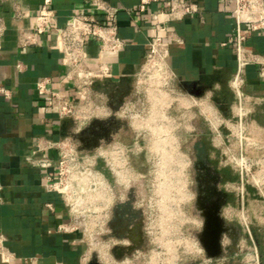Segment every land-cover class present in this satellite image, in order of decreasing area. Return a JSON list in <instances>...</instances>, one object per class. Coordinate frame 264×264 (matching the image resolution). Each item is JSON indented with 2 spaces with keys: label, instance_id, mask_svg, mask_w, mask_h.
Listing matches in <instances>:
<instances>
[{
  "label": "crops",
  "instance_id": "1",
  "mask_svg": "<svg viewBox=\"0 0 264 264\" xmlns=\"http://www.w3.org/2000/svg\"><path fill=\"white\" fill-rule=\"evenodd\" d=\"M108 1L128 9L119 12L116 19L128 43L122 52L104 56L112 66L113 77H99L94 84L99 103L114 110L107 98L110 87L119 91L128 85L129 97L125 101L131 99L134 75L148 54V40L159 34L161 25L183 40V44L171 45L168 59L176 87L188 94L214 96L223 105L228 103L224 102L230 93L229 82L237 68L236 42L228 47L222 44L235 41L239 31H249L247 26L239 29L232 14L234 0H190L200 6L201 13L182 20L170 17V0L153 3L146 12L135 10L140 0ZM18 2L30 13L29 18L15 20L13 2L0 0V16L7 24L0 56V86L12 93L10 99L0 94V232L9 238L8 246L18 257L16 264H83L82 237L58 231L67 220V207L59 195L46 193L41 187L45 177L57 178L60 155L56 150L34 153L38 139L58 141L72 137L81 126L73 128V120L61 119L56 108L49 107L37 94L36 84L51 78L54 89L63 94L76 91L74 82L67 78L57 37L75 14L96 16L97 12L93 0H53L52 30L38 47L22 49L17 43L18 30L34 27L44 0ZM100 20H104L103 16ZM244 46L264 57V31L249 36ZM86 52L88 68L98 72L97 44L88 43ZM260 71L259 65L245 68L246 91L264 98ZM261 119L264 121V117ZM47 203H53V209Z\"/></svg>",
  "mask_w": 264,
  "mask_h": 264
},
{
  "label": "built area",
  "instance_id": "2",
  "mask_svg": "<svg viewBox=\"0 0 264 264\" xmlns=\"http://www.w3.org/2000/svg\"><path fill=\"white\" fill-rule=\"evenodd\" d=\"M11 1L13 2V18L15 20L22 21L31 16L28 11L22 8L18 0ZM161 1L140 0L135 10L146 12L150 5ZM234 1L235 7L232 14L239 25V29L242 26H247L249 31L246 34L239 31L235 41L230 39L228 42L223 43L222 47H228L236 42L237 68L229 82V87L237 98L240 111H243L246 109L245 107L248 103L252 104V101L255 103L258 101L264 102V98L255 99L247 93L245 78L246 67L259 65L261 66L260 77L264 80V57L244 46L249 36L264 31V0ZM52 2L53 0H44L35 18L34 27L20 28L18 30L17 43L20 48L30 49L38 47L40 41L50 33L54 17V12L51 8ZM93 2L97 12L96 16L85 13L75 14L67 26L59 31L57 37V49L61 52L63 64L68 69L67 78L74 82L76 91L74 93L63 94L61 91L54 89V82L51 78L41 79L36 84L37 94L45 100L49 107L56 108L61 119L68 118L73 121L87 122L95 118H107L116 114L96 100L93 87L99 77L105 79L113 77L112 66L104 61L105 54H118L127 46L128 41L120 34L116 19L119 12L128 9L114 5L108 0H93ZM170 6L169 15L175 20L185 19L193 14L201 13L202 10L199 5L190 0H170ZM99 16H103L104 20H100ZM6 33V21L0 16V56L3 52ZM164 33L166 34L165 36ZM92 42L96 43L99 48L98 72L89 69L87 66L88 56L86 46ZM173 43L183 44V40L176 33L167 29L165 25H161L159 34L150 37L148 40V54L142 61L139 71L134 75V79L137 80L135 94L132 98L134 102H130L129 106L121 113L132 121L131 127L136 136L131 145L114 142L107 146L98 147L96 153H92V155L91 152L78 149L67 137L58 141L37 140L34 149L35 154L45 150H56L60 155L57 178L45 177L41 184L44 192L59 195L61 201L67 207L68 217L66 222L59 226V232L84 235L79 229L81 224L78 221L80 218H83L85 221L89 218L90 221H96V223L100 224V230L97 233L99 235L105 234V229L110 221V213L116 199L114 188L116 186L131 188L135 180L137 169L133 166L132 158L141 155L142 152H147V144L152 143L150 151L154 150L153 142L155 138L165 136L166 132L164 130H169L166 124L169 126L170 122L173 125L170 131L176 138L177 134L181 131L187 136H191L195 130L189 125L181 129V125L186 122L177 123L176 121H168L167 118H143L140 116L142 115L140 111H135L137 109L135 107L136 103H142L143 98H147L146 100L149 104L154 102L159 104L161 108L162 106L172 108L175 105L176 111H178L177 114L184 116L179 121H192L194 116L185 118V115L192 113L191 110H200L204 114L207 109L211 115L215 114L212 104L204 102L205 100L210 101L212 96L209 95L207 99H203L200 96L188 94L176 87L174 72L168 65L171 52L170 47ZM18 68L22 69V65L19 64ZM146 81L151 83L150 87H153V84L156 88L150 90V98L145 95V93L148 94V91L144 93L142 87L139 86L142 82L145 83ZM0 94L9 99L12 97L11 91L1 86ZM156 121L161 122L156 124L154 123ZM208 122L211 132L215 135V143L216 139L220 136L221 143L216 144H222L224 137L218 127L222 126L223 123L216 128L211 120ZM229 124L234 125L231 123L224 124L230 132L228 134L229 141H233V137H236L242 150L253 147L258 152L264 150V142L250 141L246 137L247 134L245 135L244 127L241 124L239 126H242L243 129L237 135L228 126ZM252 127L253 129H250L251 132L254 131L255 127L257 134L264 140V124L260 125L258 121H253ZM158 129H161L163 132L155 135L154 132ZM182 132L178 135L184 136L185 134ZM225 152L228 163L241 175L250 172L252 164L260 166L257 174L261 176L260 182L262 183V180H264V158L251 164L248 163L249 159L243 155H241V158H236V156L232 155L231 145L225 149ZM91 156L95 161L92 160ZM79 160H82L89 168L84 166L83 163H78ZM239 166L241 169H237ZM246 182L242 176V189L245 187ZM237 188L235 185L232 187V189ZM80 191L81 194H79ZM95 191L96 195L93 196L91 192ZM46 205L49 209H53L54 207L53 203H47ZM90 212L94 215L88 214ZM83 239L82 241L86 245V249L82 262L83 264H89V245ZM8 242L9 238L0 232V264L17 263L18 257L16 253L11 251ZM102 248L104 249L105 247L103 246ZM109 252L110 248H106L104 253H102L103 259L107 263L113 260Z\"/></svg>",
  "mask_w": 264,
  "mask_h": 264
},
{
  "label": "rangeland",
  "instance_id": "3",
  "mask_svg": "<svg viewBox=\"0 0 264 264\" xmlns=\"http://www.w3.org/2000/svg\"><path fill=\"white\" fill-rule=\"evenodd\" d=\"M136 86L137 80L134 79L131 99L135 94ZM139 86L142 87L144 93L148 91V94L145 93V95L150 98L149 92L155 88L154 85L152 84L153 87H150L151 83L146 81ZM115 93L119 95L116 96ZM128 93V85L122 87L119 91L116 87H110L107 98H110L112 104L110 106L114 108V113L118 115L95 118L87 122L73 121V128L81 126V130L74 132L72 137H67L70 142L75 144L81 151L91 152V154L96 153L98 147L109 145L119 139L121 142H125L126 145H131L134 142V138H132L134 131L131 128L132 121L121 114L130 102H134L131 99V101H125L129 97ZM197 96L207 99L209 95ZM146 99L143 98L142 103H136L135 105L137 108L135 111H140V114H142L140 116L143 118H167L168 121H176L177 123L186 122L181 125V129L189 125L195 130L191 136H187L182 131L185 135L181 136L178 135L181 134L179 132L177 134L178 143L173 146V149H167L166 156L161 151H150L152 143L147 144V152H142L141 155L132 158L133 166L137 169L132 187L122 188L116 186L114 188L116 199L125 196L126 199L130 200L119 206L114 220L116 226L114 230H118L123 236L119 240H132V248L125 251L123 255L130 256L132 254L136 256L138 251L142 252L141 257L132 260L133 264H151V257L155 253L159 255H155L154 262L157 261V257L164 258V262L171 257V260L178 262V264H264V180L258 184L254 182L253 179L258 176L257 171L260 170V166L252 164L264 158V150L258 152L254 147L242 150L236 137H233V141L231 140V154L236 158H241V155H243L249 159L248 163L252 165L251 171L242 175L232 169V179L236 180L235 186L238 188L233 189L231 192V204L226 208L224 215L227 230L222 235V253L219 257L213 259L207 257L199 239L204 218L201 210L196 205L197 173L194 168L195 158L204 150V148H201L203 145L202 139L197 133L204 128H210L208 122L210 120L220 121V124L223 123L218 129L221 132L223 129L226 135L230 132L224 126L225 123L237 125L236 127L241 124L244 127L245 135L247 134L246 137L250 141L264 142L255 131V127L253 132L250 130L253 129V121H261L264 124L261 119L264 117V102L258 101L255 103L252 101V104L248 103L246 109L240 111L237 98L230 90L226 98L227 101L224 102L228 103L225 105L214 96L211 97L210 101H204L212 104L214 115H211L207 109L204 114L200 110H191L192 113L185 115V118L194 116V119L187 122L179 121L184 116L177 114L178 111H176L175 105L172 108L165 106L161 108L157 103L152 102L149 104ZM145 101L147 102L145 103ZM160 122L156 121L154 123ZM166 126L168 127V124ZM92 160L95 161L93 157ZM78 163L82 164L83 162L79 160ZM84 166L89 168L86 164ZM237 169H241V167L239 166ZM242 176L247 181L243 189ZM76 187L78 188V186ZM79 194H81V191ZM91 194L95 196L96 191L91 192ZM83 196L85 197V195ZM88 214L94 215L92 212ZM111 215L112 212L110 213L112 220L113 216ZM78 222L81 224L79 226L81 233H84L80 236L89 245V264L92 262L115 264L113 260L107 263L102 254L106 248L113 249L115 242H118L116 237L111 236L109 222L103 235L97 233L100 230V224L96 221H90L89 218L85 221L80 218ZM190 242H196L198 244L197 248H202L203 252L198 253L199 250L191 247ZM165 245H167V248L170 247L169 245H173L176 252L169 249L167 255L164 254ZM84 246L86 249L85 244ZM109 255L112 256V250ZM154 262L153 264H155ZM158 264L163 263L158 261Z\"/></svg>",
  "mask_w": 264,
  "mask_h": 264
},
{
  "label": "flooded vegetation",
  "instance_id": "4",
  "mask_svg": "<svg viewBox=\"0 0 264 264\" xmlns=\"http://www.w3.org/2000/svg\"><path fill=\"white\" fill-rule=\"evenodd\" d=\"M258 123L260 125H263L261 121H258ZM197 134L202 139L203 145L201 146V148H204V150H202L203 152L199 154L194 161V168L197 173L196 205L201 210L202 216L204 218V229L206 213L215 207L219 208V215L224 220L226 208L231 204V192L233 191L232 187L233 185H235L236 180L232 179V169L234 168L228 163L227 155L225 152V149L229 145H231V141L228 140L229 136L225 134V131L222 129L224 141L220 145L215 143V135L211 132L210 128H204ZM135 136V132H133L132 138L135 139ZM114 142H121V140H115ZM123 144L126 143L124 142ZM128 201L130 200L126 199L125 196L119 199H115V205L111 210V216H113V219L111 220L110 217L109 228H111V236H114L118 239V242H115L113 249H110V251L112 250V258L115 264H133L132 260H134L135 258L138 259L142 256V252L140 251L137 252L138 255L136 256L132 254L130 256H124L123 253L132 248V240H119L123 236L121 235V232L116 229L114 230V227L116 228V226L114 225V220L116 219L117 210L120 205L126 204ZM200 249L202 251V248Z\"/></svg>",
  "mask_w": 264,
  "mask_h": 264
},
{
  "label": "water",
  "instance_id": "5",
  "mask_svg": "<svg viewBox=\"0 0 264 264\" xmlns=\"http://www.w3.org/2000/svg\"><path fill=\"white\" fill-rule=\"evenodd\" d=\"M224 220L219 215V208L215 207L206 213L203 232L199 235L201 245L207 257L217 258L222 253V235L226 232ZM91 264H99L92 262Z\"/></svg>",
  "mask_w": 264,
  "mask_h": 264
},
{
  "label": "bare ground",
  "instance_id": "6",
  "mask_svg": "<svg viewBox=\"0 0 264 264\" xmlns=\"http://www.w3.org/2000/svg\"><path fill=\"white\" fill-rule=\"evenodd\" d=\"M212 123H213L214 127L217 128L220 125L221 122L220 121H212ZM228 126L233 130V132L235 134L240 133L241 130L243 129L242 126L236 127L235 125H230V124ZM168 127H169V130L168 131L167 130H164V132H166L165 133V136H163V137H161V136L160 137H157V138H155V140L153 142L154 143L153 144V149L154 150H157V151H161L164 154V156L167 155V151H168L167 149H169V148L173 149L174 148L173 146L176 145V143H178V139L175 136H173L172 133H171V131H170V129L173 127V125H171V122L169 123V126ZM161 132H163V131H161V129H158V130H155L154 134L155 135H159ZM241 138H242V136H241ZM216 143H221L220 136L216 139ZM241 163H244V162H241ZM253 180H254L255 183L258 184L260 182V180H261V176H257ZM190 245H191V247L196 248L197 250H199L198 253H201L203 251V249L201 251L200 248L199 249L197 248L198 245H197L196 242L195 243L190 242ZM166 246L167 245H165V252H164V254L167 255L169 249L175 251V249H173L174 248L173 245H169L170 246L169 248H167ZM155 255H159V254H156L155 253V254L152 255V257H151V264H153V262H154ZM174 257H176V256H174ZM176 259H177V257H176ZM156 260L157 261L154 262L155 264H158V261H160L163 264H178V262L176 263L175 261H172L171 260V257L168 259V261H165V262H164V258L161 259L160 257H157ZM169 262H172V263H169Z\"/></svg>",
  "mask_w": 264,
  "mask_h": 264
}]
</instances>
